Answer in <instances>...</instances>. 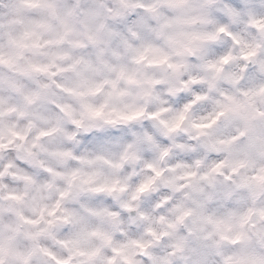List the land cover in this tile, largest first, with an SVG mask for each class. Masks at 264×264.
<instances>
[{
  "label": "clouds",
  "instance_id": "9594fccd",
  "mask_svg": "<svg viewBox=\"0 0 264 264\" xmlns=\"http://www.w3.org/2000/svg\"><path fill=\"white\" fill-rule=\"evenodd\" d=\"M0 264H264V0H0Z\"/></svg>",
  "mask_w": 264,
  "mask_h": 264
}]
</instances>
